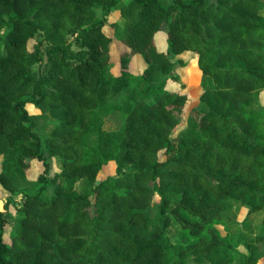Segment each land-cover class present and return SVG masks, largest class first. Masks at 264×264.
<instances>
[{
	"label": "trees",
	"instance_id": "1",
	"mask_svg": "<svg viewBox=\"0 0 264 264\" xmlns=\"http://www.w3.org/2000/svg\"><path fill=\"white\" fill-rule=\"evenodd\" d=\"M114 7L120 22L108 20ZM114 39L125 48L120 73L107 75ZM1 47L0 264H258L264 0H0ZM184 52L196 55L202 91L177 130L187 96L168 82ZM113 114L118 125L104 128ZM51 157L61 169L49 175ZM32 161L43 166L34 180ZM109 162L114 174L99 179ZM232 204L262 216L240 252L218 227ZM170 223L186 235L180 247Z\"/></svg>",
	"mask_w": 264,
	"mask_h": 264
},
{
	"label": "rangeland",
	"instance_id": "2",
	"mask_svg": "<svg viewBox=\"0 0 264 264\" xmlns=\"http://www.w3.org/2000/svg\"><path fill=\"white\" fill-rule=\"evenodd\" d=\"M127 0H123V2H126ZM109 22H120V14L119 9L117 7H114L111 10V13L108 17ZM103 30L113 35L114 29L109 25H106L103 27ZM3 32V31H2ZM158 47L161 48L163 46L164 41V34L159 33L156 37ZM34 40H29L28 47L31 49L34 45ZM124 46L117 40L114 39L113 43L111 45L110 50V60L111 63L107 67V75H117L120 73V63H119V55L124 50ZM0 52H4L3 48H0ZM178 58L182 61V65H179V63H176L172 75L173 79H170L168 82V88L170 90L178 91L185 93L187 96V101L185 104V112H184V118L183 121L180 123V125L177 127V130L181 129L185 125V118L188 112L196 107L199 95L201 94V73L197 67L196 64V55L192 52H184L178 56ZM35 65L34 67H36ZM145 67L144 59L141 55L135 54L129 64H128V70L132 73L138 74L143 71ZM177 76L178 79H174V77ZM258 105L264 109V90L262 94L259 97ZM26 108L30 113H38L39 109L34 106L33 104H26ZM52 119H50V122ZM118 125L117 115H109L104 122L103 127L106 129L116 128ZM49 131V125L42 131L43 133H47ZM1 160V157H0ZM50 161V172L49 175L53 174L54 172L60 171L61 164L55 157L49 158ZM43 170L42 163L38 161H32L30 168L27 170V176L29 179H36V177L41 173ZM115 172V165L113 162H109L106 164L103 169L100 171L98 178L102 179L107 175L114 174ZM86 186L85 181H79L76 184V188L79 191H83ZM8 193L0 186V210L5 208V202L7 199ZM175 197L174 195H172ZM15 204H9L8 210V221H9V229L15 228L19 219V213L16 211V207H18L21 204V196L20 195H14L13 196ZM159 203V197L157 195L154 196L152 205H151V214H154L157 210ZM233 208L227 213V216H229V220L226 222L221 223L218 225L219 230L222 232L224 237L229 238L228 240H231V243H233V250L234 252H240L243 248V242L246 239H250L252 236L260 232V221H261V215L260 214H249L248 215V208L244 206H235L232 204ZM167 234L169 236L170 241L177 247L182 246V243L185 240L186 235L181 230L179 226H177L174 223H170V225L166 229ZM237 236H240L242 239L238 241V243H235V239ZM259 262L258 264H264V247H260L259 252ZM204 264H209L206 261H203Z\"/></svg>",
	"mask_w": 264,
	"mask_h": 264
}]
</instances>
